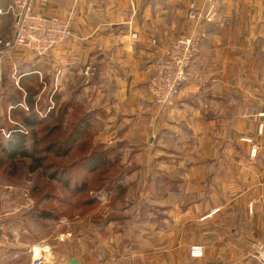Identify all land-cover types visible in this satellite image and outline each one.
Returning a JSON list of instances; mask_svg holds the SVG:
<instances>
[{
    "label": "crops",
    "instance_id": "obj_1",
    "mask_svg": "<svg viewBox=\"0 0 264 264\" xmlns=\"http://www.w3.org/2000/svg\"><path fill=\"white\" fill-rule=\"evenodd\" d=\"M8 4L0 0V10ZM205 6L206 0H35L36 12L70 23L73 39L43 56L26 50L6 56L0 88L5 72L17 80V68L27 65L44 89L48 80L49 89L63 93L64 81L74 87L84 69L96 67L97 97L102 94L97 120L105 125L97 137L111 147L118 140L129 143L120 150L137 171L126 181L138 180L130 192L134 206L122 210L123 224L93 225L90 240L76 234L86 252L80 246L83 252L57 264H257L250 246L264 240V130L258 133L264 124V0H217L215 19L202 26L205 37L174 106L155 129L146 127L148 108L140 106L155 61L193 30L189 9ZM133 31L138 41L131 46ZM13 36L14 18L0 15V39ZM109 136L113 141L105 142ZM244 137L259 147L255 157ZM4 215L3 243L5 231L11 239L18 236ZM22 241L28 246L35 239ZM196 242L206 248L198 260L189 255Z\"/></svg>",
    "mask_w": 264,
    "mask_h": 264
},
{
    "label": "trees",
    "instance_id": "obj_2",
    "mask_svg": "<svg viewBox=\"0 0 264 264\" xmlns=\"http://www.w3.org/2000/svg\"><path fill=\"white\" fill-rule=\"evenodd\" d=\"M94 68L97 70L96 67ZM29 69L30 66L20 65L16 70L17 80H12L10 74H7L10 73L9 71L5 72L1 79L0 110L2 112L4 110L5 113L0 116V169L6 175L7 166L21 165V170L26 169L31 177L41 174V176L45 175L43 178L49 182L47 184L51 186L53 182L56 186L60 184L65 195L56 199L45 193L41 198L43 197L45 203L56 199L55 202L58 201L65 208H63L64 212L61 210L59 214L49 205V208L28 210L22 215L28 220L33 218L42 221H55L62 216L70 215L72 210L77 212L71 213V216L85 215L99 206L98 193L101 192L111 195L109 205L115 207V212H122L134 206L136 199H130V192L138 180L135 182L126 180L137 171L136 166H129L127 162H123L124 152L120 150L122 145L117 144L115 147L105 145L95 139V133H90L95 128L93 121L99 124L96 110L91 108L85 110L81 116H78L77 121L68 120V115L81 109L77 108L80 103L76 99L80 97V90L85 86V77L81 78L80 83L69 88L73 90V98L66 102L63 100V93L49 89L48 80H45L47 87L44 89V83L41 82L39 75L30 74ZM98 75L97 72V78ZM6 81L10 84L7 85ZM55 105L59 107L56 108ZM17 114H19L18 119H16ZM7 122L14 123L11 125ZM97 133L96 130V135ZM84 138L85 142L82 141ZM30 139L35 141L34 155L37 158L29 153ZM75 152L77 156L71 155ZM71 156L72 159L69 160ZM25 160L29 162L23 164ZM76 171H82L81 175L76 176ZM36 185L35 181L33 189L36 188V191L33 190L35 191L32 193L33 197L35 195L38 197L42 191V187L37 188ZM74 196L82 199L75 205L77 210L68 207ZM98 217V220L95 219L96 222H105L96 225L98 227L108 223H118L120 218H123V221L126 219L124 215L118 214L104 218L101 213Z\"/></svg>",
    "mask_w": 264,
    "mask_h": 264
},
{
    "label": "rangeland",
    "instance_id": "obj_3",
    "mask_svg": "<svg viewBox=\"0 0 264 264\" xmlns=\"http://www.w3.org/2000/svg\"><path fill=\"white\" fill-rule=\"evenodd\" d=\"M129 44H130V42H129ZM131 46H133V45H131ZM160 58H158L154 63V73H153V75L150 79L149 85H148L147 99H145L144 101H142L140 103V106L142 108L143 107L148 108L147 110H148L149 114H148V120H147V125H146V127L148 129H155L156 128L155 126L158 124V122L161 120V118H163L165 116V114H167L168 111H170L171 108L174 106L175 101L181 92L182 84L185 81H187V79H188V71H189L190 66H191V65L189 66V68L186 72V79L180 84V91H179V94L176 96L173 105L170 107H167L165 109L160 110V109H158L152 105L151 98H150V92H149V86H150L151 81L155 75L156 62ZM196 58H197V56L193 59L192 63L194 62V60ZM90 68L91 69H89V70H87V68L83 70L82 75H83V77H85V86L83 89L80 90V93H79L80 97L78 96L76 99L80 103V104H78L77 108H81V109L78 110L76 108L77 110H75V113H73V114L70 113L71 115H68V117H69L68 120H70V121H72V120L77 121L78 116H81V114H83V112L85 110H88L90 108L92 110H96V112H97L96 118L102 112V109H99L98 105H96V104H98V99L102 98V94L99 97H97V88H95L97 86V84L99 83V81L96 79L97 78L96 73L98 71L92 66ZM72 75L73 74H71L70 76H72ZM6 84L9 85L10 84L9 81H6ZM62 85L63 86L61 87V92H63V100L66 102H69L73 98V96H72L73 90L69 89V91L68 90L66 91V89L69 88L67 81L66 82L64 81ZM56 92H58V91H56ZM99 92L101 93V91H99ZM52 101H53V97H52ZM55 106H56V108L59 107V105H55ZM39 111H41V109ZM4 113H5L4 110H3V112L0 110V116H2ZM263 114L264 113H261L260 115L262 117H264ZM18 117H19V114H17L16 119H18ZM101 117L105 118L106 115H102ZM66 118H67V116H66ZM10 121H12V119H10ZM9 123L7 122V124H9ZM13 123H10V124L12 125ZM93 124H95V128L92 129L90 133H92V134L95 133V135H94L96 137L95 139L99 140L100 138L97 137L98 135H96V130L99 131L100 129H102L101 131H103V129H105V125L99 126L97 121H93ZM261 124H263V122H259L258 133H259V126ZM244 138H241V141L245 142L243 140ZM108 139L113 141L112 136H109L107 138L105 137V139H104L105 142H107ZM82 141L85 142V138ZM34 142L35 141L33 139L29 140L28 149H29V153L32 154V157L37 158V156L35 157V155H34L35 154L34 153ZM101 142H103V141H101ZM117 143L119 145L124 146V147H127L129 145L128 142H125L123 140H118ZM103 144L106 145V143H103ZM194 144H197V142H194ZM189 152H192V151H189ZM40 155H42V153H40ZM71 155L77 156L78 154H77V152H75ZM190 155L191 154H189L188 156H190ZM250 155H251V151H250ZM76 156H75V158H76ZM125 156H126V152H124L123 162L127 161L125 159ZM253 157H255V156H253ZM71 159H72V156L69 160H71ZM26 162H29V160L23 161V164H27ZM5 170H6V175L3 172V170L0 169V218L2 217L3 214H5L4 220L8 224L7 226L11 227L13 229H16L18 236H16L15 239H11V235L13 236V234L8 233V232L6 233V231H5L4 243L0 240V247L4 246V247H2V249H3V256L2 257H3L4 264H31L33 261V256H32L33 248L37 245H42V244H46V245H49L51 247V250H52L51 262H53V264H57L58 259L63 257V256H72L74 254H79V253H81L82 250L84 252H86L87 247H85L86 244L84 243V241L83 242L81 241L80 243H78L77 241L74 240V237L76 234H82V235H85L82 237V239H85V240L89 239L90 240V238H88V236L91 235L92 231H95V228L92 227L93 224L94 225H101V224L105 223L103 221H102V223H100L99 221L96 222L95 219H97V220L99 219V217H98L99 214L102 213L104 218H106L107 216H109L111 214H118L120 216H123V212H115L116 211L115 207L112 208L109 205L110 201H111V195H108L105 192H101V193H98L99 194L98 198H100L99 206L95 210L91 211L94 213V215H93V213L90 212V213H87L85 215L71 216V213L73 214V213L77 212V211L72 210L70 212V215L68 214L67 216H62L61 218H58L55 221H52V220L42 221V220H38V219L35 220L33 218H31V220H28L27 217L22 215L23 212H25V211L27 212L28 210H36V209L41 210V209H45V208H49L50 206H53L57 210L56 211L57 213L61 214V210L64 212L63 208H65V206L62 207L59 204V202L58 201L55 202V200L59 199L61 197V195H65V192L60 187V184L58 186H56L54 182L52 183V186L47 184L48 181L45 180V178H43V176H45V175L41 176V174H38V175L31 177V175L28 174V171L26 169L21 170V165L16 167L15 165L12 166V164H10V166H7ZM80 172H82V171H79V172L76 171V174H77L76 176L81 175ZM35 181L37 183V185H36L37 188L42 187V191L38 195V197L36 195H35V197L32 196V193H34L36 191L35 190L36 188L33 189V185L35 184ZM54 186H56V187L53 189ZM33 190H35V191H33ZM45 193H47L49 196H54V198H56V199L50 203L43 202V197L41 198V196ZM68 196L70 197V195H68ZM74 198H78V197H76V196L73 197L69 206L67 205L69 208L75 209V205L77 203H79L80 200H82L80 198L74 200ZM118 207L120 208L119 205H118ZM144 208H145L144 209L145 211L149 210V207H147V206H145ZM215 209L218 210L217 213L220 211L219 207L215 208ZM75 210H77V209H75ZM111 210H113L114 212H111ZM252 210H253V207L250 205L249 206V213H252ZM138 214H139V212L137 213V215ZM203 219L204 218H202V220ZM120 223L123 224V218H120ZM7 226H5V227H7ZM98 228H100V227H98ZM100 233L102 234V232H100ZM26 237L29 238L30 242L33 238L35 239V241L31 242V244L27 246V245L23 244V241H22V239H25ZM75 239H76V237H75ZM256 241H264V240H255L254 242H256ZM254 242L251 243V246H252V244H254ZM80 246L82 247V250H81ZM192 246H203L205 248V245L201 242H196L193 245H190V247H189L190 257L192 259H195V260L201 259V258H193L191 256V247ZM251 246H250V257L253 260H255L251 256ZM204 255H205V251H204ZM80 256H82V255H80ZM255 262H256V260H255Z\"/></svg>",
    "mask_w": 264,
    "mask_h": 264
},
{
    "label": "built area",
    "instance_id": "obj_4",
    "mask_svg": "<svg viewBox=\"0 0 264 264\" xmlns=\"http://www.w3.org/2000/svg\"><path fill=\"white\" fill-rule=\"evenodd\" d=\"M35 0H9L6 9L0 15L14 18V36L11 40L0 39V63L18 50H26L37 56H43L73 39V31L68 21L56 16H45L36 12ZM217 0H206L203 9L192 7L188 11V19L194 24L190 34L177 37L170 44L165 54L156 62L155 75L149 86L151 103L162 110L173 105L180 91V84L186 79V72L193 59L198 55L205 32L202 26L213 23L216 15ZM129 42L134 45L138 41V33L131 32ZM155 45L156 40H151ZM91 69L90 67L87 70ZM264 116V114H263ZM264 125L259 126V133ZM251 145V155L256 156L259 147L251 138L243 139ZM217 209L209 215L217 213ZM205 248L192 246L191 256L202 258ZM31 264H53L52 250L49 245H37L32 250ZM251 256L258 264H264V241H256L251 246Z\"/></svg>",
    "mask_w": 264,
    "mask_h": 264
},
{
    "label": "water",
    "instance_id": "obj_5",
    "mask_svg": "<svg viewBox=\"0 0 264 264\" xmlns=\"http://www.w3.org/2000/svg\"><path fill=\"white\" fill-rule=\"evenodd\" d=\"M70 264H79V263L77 262V260H75V259H71V260H70Z\"/></svg>",
    "mask_w": 264,
    "mask_h": 264
}]
</instances>
